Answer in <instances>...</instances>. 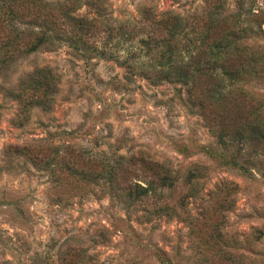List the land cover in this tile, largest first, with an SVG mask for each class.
<instances>
[{"label":"rangeland","instance_id":"obj_1","mask_svg":"<svg viewBox=\"0 0 264 264\" xmlns=\"http://www.w3.org/2000/svg\"><path fill=\"white\" fill-rule=\"evenodd\" d=\"M90 1L80 0L75 14L94 18L99 6L108 26L91 39L111 55L81 53L62 39L2 69L0 159L15 144L75 145L109 162L143 156L161 163L177 186H154L156 195L129 201L117 183L88 184L59 165L7 168L0 173V264H61V252L74 247L93 264H264V138L255 129L264 134V0H97L94 7ZM194 14L202 32L193 47L201 59L212 46L223 51L219 102L214 75L194 79L188 91L190 84L158 82L143 69L151 68L148 38L167 39L154 22L169 15L191 21ZM44 67L59 76L52 107H32L18 127L20 104L6 88ZM204 111L220 116L208 120L224 130V144ZM126 169V184L153 179L140 163ZM159 204L172 214L145 212Z\"/></svg>","mask_w":264,"mask_h":264},{"label":"trees","instance_id":"obj_2","mask_svg":"<svg viewBox=\"0 0 264 264\" xmlns=\"http://www.w3.org/2000/svg\"><path fill=\"white\" fill-rule=\"evenodd\" d=\"M95 1L97 0H91L90 5H95L93 4ZM78 2L80 0H65L55 4L44 0H0V71L21 56L36 52L40 48H54L55 44L62 39L68 41L71 47L81 53H99L103 57H109L111 54H105V50L99 51L97 44L91 39L100 26H108L99 18V6H93L96 10V17H78L75 14ZM189 18L191 21L187 20L188 18L184 20L178 15H169L162 18V21L154 22L166 31L167 39L148 38L149 41L145 43V56L152 60L150 62L152 69L147 65L143 67V69L146 67L147 73H150L155 81L178 82L187 86L190 84L188 91L193 86L194 79L208 74L214 75L217 84H220L218 82L219 77H217L219 67L217 63L223 53L219 45H215L210 49V57L206 60L201 59V52L195 51L193 47V42L202 32L199 26H195V21L199 17L194 14ZM213 20L217 22L219 19L213 17ZM149 26H153V24L150 23ZM105 32H109L108 28ZM182 40L185 43L183 50L178 46ZM182 53L187 57L182 58ZM84 57L86 58V56ZM129 60L128 67H131L133 62L130 58ZM250 70H253L252 66ZM241 73L248 72L243 71ZM241 73L230 75V78L235 76L240 78ZM58 81L59 76L52 69L47 67L36 68L27 73L15 87L6 88L7 93L20 104L19 114L15 118L16 126H24L29 121L32 107L41 106L44 110H49L52 107L53 95L57 91ZM219 84L214 92L215 97L219 96L215 99L216 102H219L222 96L218 90ZM196 105L201 110L206 108L203 98L198 99ZM211 116L217 122L220 119L218 114L214 113L209 116L204 111V117L206 123H209L210 131L215 135L219 144H224L227 135L222 128L219 129L211 124V120H208ZM255 129L258 131L259 137L264 138V134L256 126ZM234 136L241 137L237 133ZM137 163H140L141 170H146L153 179L145 180L146 184L137 181L129 184L124 183L121 177L124 178V173L128 172L126 168ZM28 165L35 169L48 168L50 171L59 165L70 173L72 171L76 174L75 176L80 181L92 185L97 184L102 179L110 183L115 182L118 184L121 197L129 201H143L150 198V194L156 195L154 186H158L161 190L172 189L177 186L178 181L177 177L170 175L168 168L143 156H130L128 160L119 158L109 162L103 157L97 158L86 154L75 145L60 146L42 140L21 145H10L2 151L0 173L19 166L27 168ZM169 211H173L169 205L161 206L160 204L153 209L145 210L149 216L172 214ZM183 219L187 222L190 221L188 215ZM61 256V264H93L85 257L84 250L79 247H74V250L66 248L61 252Z\"/></svg>","mask_w":264,"mask_h":264}]
</instances>
